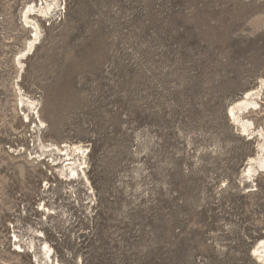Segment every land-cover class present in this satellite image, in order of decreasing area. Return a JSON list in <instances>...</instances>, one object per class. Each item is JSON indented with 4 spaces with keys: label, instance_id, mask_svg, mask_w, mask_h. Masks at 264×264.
Here are the masks:
<instances>
[{
    "label": "rangeland",
    "instance_id": "obj_1",
    "mask_svg": "<svg viewBox=\"0 0 264 264\" xmlns=\"http://www.w3.org/2000/svg\"><path fill=\"white\" fill-rule=\"evenodd\" d=\"M32 2L0 0V264H36L13 232L61 264H264V169L244 173L258 142L227 113L264 77V0H58L19 72ZM34 123L86 148L88 182L37 158Z\"/></svg>",
    "mask_w": 264,
    "mask_h": 264
},
{
    "label": "bare ground",
    "instance_id": "obj_2",
    "mask_svg": "<svg viewBox=\"0 0 264 264\" xmlns=\"http://www.w3.org/2000/svg\"><path fill=\"white\" fill-rule=\"evenodd\" d=\"M57 6L58 0H40V4L32 2L25 4L21 9L20 18L22 19V24L28 28L30 36L25 42L24 49L16 53L13 58V62L16 64L19 72L23 69L24 57L28 52L30 53L31 50L36 48V43L39 40L40 27L38 25L37 15H52L56 12ZM260 94L262 99L264 94V77L261 78L259 87L244 92V95H242L237 101H234V103H232L227 109L228 116L234 123L239 125L241 131L249 137L253 136L258 142L257 155L250 158L247 167L244 169V173L250 180H253L255 173H258L257 175H259V168L264 169V124L261 128H256L253 119L251 116H248L254 108L259 106L257 99ZM27 96L21 93L19 87L17 106L21 107V110L23 111L22 118L28 120V123H31L29 112H31L32 115L37 116L39 115V111L37 109L36 100ZM38 120L41 122L40 119ZM37 127V124H35L32 129L35 134V137L32 139L33 145H37L41 150V153H39V150L35 151L37 158L43 157L46 154L47 156L45 157H49L52 166L57 168L58 176L66 181H74L75 179L79 180L81 176H83L82 178L88 182L85 174L87 157L86 148L81 144H64L62 146H57L54 143L45 144L41 138V131L40 129H37ZM48 184L49 182H45L44 186L46 187ZM37 211H39L45 219L55 214V211L52 208L47 207L45 204H39ZM37 237L38 236H30L28 241L24 243L19 236L13 232L10 238L14 240V246L18 249L22 250L24 247L28 249L32 248L33 260L36 264H61L57 259L54 260L53 255H51L53 250L46 240L40 242L38 251L40 256H37L36 245L34 243L35 238ZM251 254L255 255L259 261L264 262V238H260L256 242L251 250Z\"/></svg>",
    "mask_w": 264,
    "mask_h": 264
}]
</instances>
